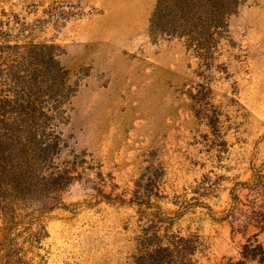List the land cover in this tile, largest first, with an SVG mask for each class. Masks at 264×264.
<instances>
[{
	"label": "rangeland",
	"instance_id": "obj_1",
	"mask_svg": "<svg viewBox=\"0 0 264 264\" xmlns=\"http://www.w3.org/2000/svg\"><path fill=\"white\" fill-rule=\"evenodd\" d=\"M185 1L0 0V264H132L133 194L172 218L203 178L212 214L171 232L195 264L240 259L249 236L215 219L264 176V0L173 28Z\"/></svg>",
	"mask_w": 264,
	"mask_h": 264
},
{
	"label": "trees",
	"instance_id": "obj_2",
	"mask_svg": "<svg viewBox=\"0 0 264 264\" xmlns=\"http://www.w3.org/2000/svg\"><path fill=\"white\" fill-rule=\"evenodd\" d=\"M202 2L210 10V15L203 11L204 7L200 6ZM237 2L238 0H186L182 8L175 10V17L178 20H173V28L178 23L193 21L209 23L214 20L215 23H219L217 19L220 17L221 20L226 8L219 9H223L225 5L234 7ZM72 173L71 169L64 170L46 182L54 187V192H59L74 180ZM210 189L208 180L203 178L191 190L190 199L186 200V192L182 196H177L173 205L178 210L174 212L172 218L164 217L161 207L151 203L152 198L161 200L158 193L154 194L146 187L143 198L133 194L129 204L137 208L140 220H145L146 224L140 230L141 235L136 238L137 255L133 256L132 264H195L193 258L199 252L200 238L196 235L182 236L179 231L173 233L171 229L175 221L198 208L206 209L208 215L212 214L211 208L202 201L211 195ZM124 204L125 202L121 200V205ZM215 221L226 222L232 228V232L249 236L241 246L240 259L229 260L227 264H264V246L258 241V237L264 234V176L255 173L249 181L235 184L230 193L228 208Z\"/></svg>",
	"mask_w": 264,
	"mask_h": 264
}]
</instances>
